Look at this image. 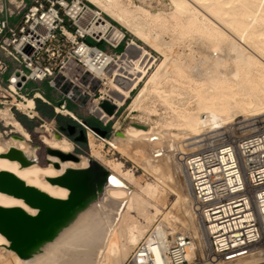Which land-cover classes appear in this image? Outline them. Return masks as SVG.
Here are the masks:
<instances>
[{
  "label": "bare ground",
  "instance_id": "bare-ground-1",
  "mask_svg": "<svg viewBox=\"0 0 264 264\" xmlns=\"http://www.w3.org/2000/svg\"><path fill=\"white\" fill-rule=\"evenodd\" d=\"M85 1L96 9L92 11L117 24L113 25L112 38L122 37L123 30L133 38L127 44L125 58L115 61L109 73H96L100 81H106L104 85L109 87L107 94L112 104L120 108L131 98L128 112L138 114L140 119L131 118L126 129L111 138V145L135 162L154 160L157 163L174 158L186 186L180 208L182 211L186 208L188 219L180 223L171 208L164 213L167 210L163 203L165 184L175 183L172 176L177 175L175 172L172 175L165 172L167 175L160 178L162 181L156 179L141 185L123 163L104 161L100 152L102 145L97 148L92 135H88L90 158L112 175L110 179L117 186L106 182L104 175L95 183L99 171L91 166L90 158L74 156L73 144L55 134L50 138L41 137L48 162L41 167L36 163V149L29 143V133L10 110L12 106L30 115L35 110V99L45 101V98L38 91L33 98L22 96L21 100L11 95L10 108L0 109V120L7 129L0 133V173L66 203L43 208L17 193L2 192L0 187V208L10 209L9 213L17 215L23 221V229L30 234V239L21 242L0 232V264H124L149 232H155L164 243H168V236L177 233L190 235L188 264H249L246 259L251 257L260 258L255 264H264V249H258L257 245L234 261L217 258L202 261V257L198 261L195 239L201 242L197 241L200 250L203 242L209 250L208 234L195 212L182 164L186 155L205 149H200L203 141L198 139L202 136L216 139L227 126L242 123L243 118L264 115V0ZM134 39L159 53L162 61L151 64L150 53ZM175 47L180 51L172 53ZM120 60L124 61V72L115 68L121 66ZM153 65L155 68L149 73ZM14 89L12 85L11 90ZM132 92H136L133 97ZM2 98L6 97L2 95ZM157 105L164 107V112L158 113ZM90 109L101 119L110 118L97 103ZM68 112L64 110L66 115ZM258 124H264V120H257L255 125ZM259 130H264V125L251 128L250 135ZM189 141L192 142L186 143ZM190 151L193 153L189 154ZM71 182L80 187L78 192H70L67 184ZM35 236L42 240L35 243ZM78 247L85 249V256L80 259V255L76 259L73 254ZM88 255L92 257L91 263Z\"/></svg>",
  "mask_w": 264,
  "mask_h": 264
},
{
  "label": "built area",
  "instance_id": "built-area-1",
  "mask_svg": "<svg viewBox=\"0 0 264 264\" xmlns=\"http://www.w3.org/2000/svg\"><path fill=\"white\" fill-rule=\"evenodd\" d=\"M17 1L12 9L0 1V87L5 90L28 96L37 89L27 90V84L55 89L57 81L72 89L87 81L89 87L100 81L96 73H109L126 57V34L112 38L113 22L83 0ZM120 63L115 68L124 72ZM182 164L214 258L234 261L264 242V130L186 155ZM168 239L164 243L149 232L124 264H187L190 235Z\"/></svg>",
  "mask_w": 264,
  "mask_h": 264
},
{
  "label": "rangeland",
  "instance_id": "rangeland-1",
  "mask_svg": "<svg viewBox=\"0 0 264 264\" xmlns=\"http://www.w3.org/2000/svg\"><path fill=\"white\" fill-rule=\"evenodd\" d=\"M83 1L87 4H89L87 1H85V0H83ZM3 3H4V9L5 8L12 9L13 8L12 6H15V4H16L13 2V0H4ZM89 5L93 9H95L91 4H89ZM106 18L109 19L108 17H106ZM17 20L18 19L15 18L14 20L11 21L10 24L12 26H14L15 21H17ZM114 25L117 26L116 23H114ZM120 29H122V28H120ZM123 31L126 34L127 44H128V42L130 40H132L133 38L128 33H126L125 30H123ZM134 41L136 42L137 45L144 48L147 52L150 53L151 57L153 58V60H151V64H154V62H156L155 64L157 65L162 61V56L159 53L152 51L150 48L144 46L138 40L134 39ZM87 42H89V41H87ZM196 48L197 47L195 46L194 49L196 50ZM121 49H122V47L119 50H121ZM178 49L179 48H177V47L173 48L172 53L180 51V49L179 50ZM119 50H116V52H119ZM198 58H199V56L196 53L195 54V61L196 62H198L197 61ZM9 67H10V69H12L13 66L11 64H9ZM154 68H155V66L153 65L152 68L149 70V73H151L154 70ZM8 73L6 75H8ZM86 82L87 81H83V82H80L79 84H76L77 87H75L73 89L69 84H64L63 86H61L62 83L59 81H57L55 89L49 88L46 83H29L26 85V89L27 90L37 89V91L39 93H41V94L43 93V97L45 98V100L47 102H49V104L45 103L41 99H35V101H34L35 102V110H32L33 113L30 115H24L21 112H19L16 109V107L11 106L10 113H12L13 117L16 120H18L19 123L29 133V136H30V142L29 143L32 147H34L36 149V163L39 164L41 167H45L48 164L47 154L45 153L46 146L43 144V142L41 140V137H43V136L46 138H50L51 135L55 134L59 138H66L67 140H69L73 144V155L74 156L90 158V148H89V144H88V135H92L95 138L97 148H100V145H102L100 152H101V156L104 159V161L105 162L106 161L107 162L108 161H118V162L123 163V165L126 169H129L134 173V175L137 178V182L141 185H144V183L154 182L156 179L161 180L163 177L165 178L167 174H171V172L172 173L175 172L177 175L171 174L174 177L175 183L170 184V185L165 184L167 188H166V192H165V195L163 198L164 199L163 203L166 205L167 210L164 211V213L165 212L167 213L169 211V209L171 208L172 211H174V214L176 213V217L180 221V223L185 222L188 219V212L186 211V208L182 211V209L180 208V203H181V201L184 200L185 197H183V196L186 195L187 191L185 188L186 186L184 184V179L182 178L181 173H180V168L178 167V165L175 166V162L172 160L174 158H170V160L164 159V161H166L165 162L166 164L164 163L163 160H161V162H160V160H158L157 163L154 160H152V161L150 160L151 162L145 161L146 163L145 162L142 163V161H144V160H137L135 162L134 160H132L130 158H126V157L122 156L119 152H117L116 149L111 145V141H112L111 138L114 137L115 135H118L117 134L118 131H119V133H122L126 129L128 124L131 122V118H135L137 120H140L138 117V114L130 115V113L128 112V105L131 102V98L125 100L124 106H122L120 108H116L112 104L113 100L107 94L109 91V87L107 85H104V83L106 81H104V82L102 80L98 81L95 84H90L89 87H88ZM141 86H142V84L139 85V87H141ZM60 87H62V88H60ZM25 93L26 92L22 91L21 93H18V95H15L14 93H12L8 90H5V88L1 87V89H0V109L4 110L6 108L7 109L10 108V104H12V102H13V98L11 97V95H14L17 100H21L22 96H26L27 98H31V97L33 98L35 91L30 92V94L28 96ZM135 93L136 92H132L131 97H133V95ZM109 94L111 95V93H109ZM2 95L5 96L6 98H2ZM94 100H97L96 103L104 111H106L107 115L110 116L109 119H101L97 114H95L91 111V109H90L91 106L96 104L93 102ZM63 102L66 103V110L69 111L68 115H66L64 113V110H61V109L59 112H57V108H59V106L62 105ZM157 110H158V113H162V112H164V107H162L161 105H157ZM28 116H30L32 118H29ZM259 117H257V118L256 117L255 118L254 117H247L248 119L243 118L242 123H235L233 125L227 126L226 127L227 131L226 130H224V131L226 133L228 132L227 134H229L230 137L228 135H226V133L224 131H220L221 133L218 134L220 137H217L218 140H217V138L211 139L210 137H212V136H210V135H207V138H206V136H202L201 138H204L205 140H203V139L201 140V138L198 139L199 141H203L200 143L202 145L200 149H203V148H206L209 146H213L216 144H221V143L226 142V141H235L238 138L250 135L251 132L249 130L251 128L256 126V128L259 129V127L264 125V124H261V125L258 124L259 126L255 125L257 123V120L258 121L264 120L263 119L264 115L259 116ZM252 124L254 125L253 127H246V126L252 125ZM3 125H4V121L0 120V133H3V132L5 133L7 131V129H5L3 127ZM92 128H96L100 132L99 131L95 132L92 130ZM102 132H104V135H102ZM211 135H214V133H212ZM5 137H8V136L5 135ZM208 138L210 140H208ZM204 141H207V142L204 143ZM191 142L192 141H189L186 143H191ZM196 150H192V151L194 152ZM192 151H190L188 153L190 154ZM90 159L93 160L92 158H90ZM162 161H163V163H162ZM168 161H169V163H168ZM170 161L172 163L174 162V165H172V163H170ZM153 162H154V164H153L154 166H155V164H158V163L160 164V165L158 164L159 165L158 169H156L157 168L156 166L153 167V165H152ZM149 163H150L152 168L149 167L150 166ZM161 163H162V165H161ZM144 164H146V166ZM144 166H145V168H144ZM160 166L161 167L164 166L163 169H160L161 168ZM147 167H148V170H147ZM167 167H168V169H167ZM172 167H174V168H172ZM177 168H179V171ZM155 170H156V172L158 170V172L156 173ZM164 173H165V175H164ZM156 174H158L157 178L155 177ZM174 185L176 186L177 191L174 189L175 188ZM180 186H183V187L181 188ZM178 189L180 190L179 192H178ZM181 189H182V192H181ZM173 190H175V191H173ZM183 191H185V192H183ZM184 193H185V195H184ZM180 197L181 198L183 197V198L181 199ZM184 213H185L186 217L184 216ZM185 218H187V219L184 220ZM182 229H183V227L181 228V230ZM179 230L180 229H178V231ZM185 232L187 233V231H185ZM197 241L200 244H201V242L199 240L195 239V244L197 247V248L196 247L195 248L198 250L197 255H200V256H197L198 261L201 257H202L201 258L202 261H204L205 259L207 261H209L210 259L214 258L211 255L210 251L208 250L207 246L204 244V242H203L204 248H203V246H201V250H200L199 249L200 244ZM197 245H199V246H197ZM257 247H258V249H261V248L264 249V242H262L261 244H258ZM81 248L82 247L75 248V251L77 250V252L74 251L73 254H76V256L74 255L76 259H77V256H79V255H80L79 259L82 258V255L85 256V254H84L85 249L84 248L81 249ZM79 250H82V251L80 252ZM78 252H80V254ZM88 256H90V255H88ZM85 258H87V257H85ZM87 259L90 261V259H92V257L90 256V258L88 257ZM256 259L260 260L259 257L258 258L257 257L256 258L251 257L249 259L247 258L246 262L249 264L250 263L255 264V263H258V260H256ZM91 261H90V263H91Z\"/></svg>",
  "mask_w": 264,
  "mask_h": 264
},
{
  "label": "water",
  "instance_id": "water-1",
  "mask_svg": "<svg viewBox=\"0 0 264 264\" xmlns=\"http://www.w3.org/2000/svg\"><path fill=\"white\" fill-rule=\"evenodd\" d=\"M93 131L98 132L99 130L96 128H92ZM100 132V131H99ZM102 135H104V132H102ZM90 163L92 167H95L98 169L99 172H97L96 177L94 178V182H99V176L104 175V180L108 182L111 186H117L113 183V181L110 179L112 175L108 173V171L104 170L99 163L95 162L94 160L90 159ZM76 173H82L85 171H74ZM1 175H5L6 177H1ZM0 187H2V192H5L7 194L17 193L20 196H24L30 200H34L39 203V205L43 208H47L48 206H51L52 204L61 205L63 203H66V201H60L52 199L42 193H38L32 188L26 187L21 181L14 179L10 175H7L6 173H0ZM67 187L69 188L71 193H76L79 190V186H77L75 183H68ZM77 203V202H76ZM58 205V206H59ZM10 209H2L0 208V232L6 235H9L13 240L15 241H25L27 239H30V234H28L23 229V221L14 214L9 213ZM42 240V238L34 237V242H38Z\"/></svg>",
  "mask_w": 264,
  "mask_h": 264
},
{
  "label": "crops",
  "instance_id": "crops-1",
  "mask_svg": "<svg viewBox=\"0 0 264 264\" xmlns=\"http://www.w3.org/2000/svg\"><path fill=\"white\" fill-rule=\"evenodd\" d=\"M7 77H8V75H4V76H3V79H4V80H6V79H7Z\"/></svg>",
  "mask_w": 264,
  "mask_h": 264
},
{
  "label": "flooded vegetation",
  "instance_id": "flooded-vegetation-1",
  "mask_svg": "<svg viewBox=\"0 0 264 264\" xmlns=\"http://www.w3.org/2000/svg\"><path fill=\"white\" fill-rule=\"evenodd\" d=\"M59 138V137H58Z\"/></svg>",
  "mask_w": 264,
  "mask_h": 264
}]
</instances>
